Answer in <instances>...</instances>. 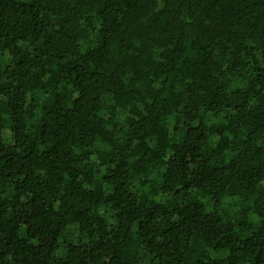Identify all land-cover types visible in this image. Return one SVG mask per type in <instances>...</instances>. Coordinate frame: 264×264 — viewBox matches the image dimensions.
I'll return each mask as SVG.
<instances>
[{"label":"trees","instance_id":"16d2710c","mask_svg":"<svg viewBox=\"0 0 264 264\" xmlns=\"http://www.w3.org/2000/svg\"><path fill=\"white\" fill-rule=\"evenodd\" d=\"M0 264H264V0H0Z\"/></svg>","mask_w":264,"mask_h":264}]
</instances>
